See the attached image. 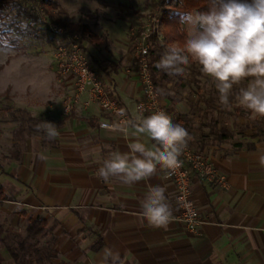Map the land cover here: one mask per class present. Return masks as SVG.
Segmentation results:
<instances>
[{"label": "crops", "instance_id": "obj_1", "mask_svg": "<svg viewBox=\"0 0 264 264\" xmlns=\"http://www.w3.org/2000/svg\"><path fill=\"white\" fill-rule=\"evenodd\" d=\"M117 53L100 55L92 65L128 118L136 117L142 92L134 57ZM156 77L169 113L173 119L183 116L179 124L187 129L184 118L193 104L171 86L166 73L159 70ZM58 81L68 93L75 90L73 76ZM176 93L178 97L173 96ZM64 98L56 104L26 107L38 122L55 123L60 135L49 141L33 128L26 150L10 168L1 169L5 199H0V219L7 221L13 215L11 225L25 224V232H0V264H99L106 246L119 251L121 264H264V167L258 163L264 154V137L210 139L206 132L194 138L190 134L187 147L205 152L226 176L228 187L193 174L192 198L205 221L199 231L189 232L173 219L166 229L153 228L141 214L140 201L149 187L159 185L175 215V182L162 178L159 170L132 185L116 177L98 178V169L111 151L128 150L132 129L118 136L101 127L108 115L95 103L87 108L77 103L70 113H63ZM142 139L153 146L147 136ZM38 219L46 226L34 238L27 226ZM9 233L18 238L15 248L7 242ZM31 239L34 244L28 242ZM10 247L18 254L17 260Z\"/></svg>", "mask_w": 264, "mask_h": 264}, {"label": "clouds", "instance_id": "obj_2", "mask_svg": "<svg viewBox=\"0 0 264 264\" xmlns=\"http://www.w3.org/2000/svg\"><path fill=\"white\" fill-rule=\"evenodd\" d=\"M178 23L183 26L184 40L179 46L164 44L155 67L169 77L179 78L190 64L199 66L218 93L222 107L230 97L247 112L264 118V0H207L205 10L181 12ZM235 89V91H234ZM171 94V93H169ZM118 125L121 131L132 129L127 151H111L98 169V178L105 181L118 178L125 185L146 181L157 175L167 178L178 169L190 134L163 110L128 118L124 109ZM44 137H59L57 125L43 120L35 125ZM154 144L149 147L142 137ZM41 159L45 157L41 154ZM264 167V154L258 157ZM140 209L148 226L167 228L173 218V208L165 189L149 187L140 201ZM99 264H121L118 250L106 246Z\"/></svg>", "mask_w": 264, "mask_h": 264}, {"label": "rangeland", "instance_id": "obj_3", "mask_svg": "<svg viewBox=\"0 0 264 264\" xmlns=\"http://www.w3.org/2000/svg\"><path fill=\"white\" fill-rule=\"evenodd\" d=\"M58 1L60 6L53 13L69 24L86 25L93 34H86L83 38V47L86 48L83 50L92 64L96 57H107L109 52H118L120 55L132 53L134 57L141 33L149 26L152 30L157 28L159 39L163 40V7L159 6L156 10L147 8L146 2L149 0ZM129 13H134L144 24L138 37L133 35V29L125 19ZM52 26L61 27L56 24ZM72 32L79 36L77 30ZM35 34L25 35L13 31L4 35L0 32V165L5 169L10 168L11 162L26 150L32 129L40 123L31 116L26 107L56 104L59 98L72 92L68 93L67 89L59 86L61 83L58 79L64 75L55 63L53 52L56 41L50 40L52 34L48 33L47 37L42 36V33ZM172 44L179 46L176 42ZM16 58L18 61H15ZM152 66L154 67V64ZM157 72L156 80L159 79L156 77ZM169 78L172 79L171 86L179 91V95L194 106L184 118L188 122L187 130L193 138L204 132L210 135V139H224L221 137L224 132L230 135L227 138L231 139L236 136L245 139V136L251 135L264 137V118L256 117L242 109L234 97H230L227 107H222L218 93L209 78L201 73L198 65L190 64L183 77ZM187 83L188 87H180L181 84ZM158 90L161 91L159 85ZM173 96L178 97V94ZM200 101L203 103L200 104ZM7 196H10L9 192ZM7 217V221L0 219V232H25V224L17 228L16 225H11L13 215ZM9 234L7 242L15 248L18 246V238H15L16 234ZM23 236L24 234L20 235ZM28 242L34 244L32 239Z\"/></svg>", "mask_w": 264, "mask_h": 264}, {"label": "built area", "instance_id": "obj_4", "mask_svg": "<svg viewBox=\"0 0 264 264\" xmlns=\"http://www.w3.org/2000/svg\"><path fill=\"white\" fill-rule=\"evenodd\" d=\"M149 27L142 31L134 52L133 64L142 92V99L138 102L136 109L140 115L163 110L172 118L153 77L149 58L151 48L149 38L152 32H158V30L157 28L152 30ZM52 29L58 34L53 52L55 63L62 75H71L75 79V90L64 98L62 112L70 113L77 103H82L86 108L95 103L108 115V119L101 121L100 126L114 131L118 136L124 135L126 132L121 131L118 127L123 119L118 113L124 108L106 88L103 80L97 76L96 70L78 41V34L68 33L59 26H52ZM180 160L182 161L181 166L168 176L176 186L177 213L173 215L172 219L182 224L189 232L196 233L205 221L199 215L192 198V175L195 174L221 188L228 187V181L203 151H194L186 147Z\"/></svg>", "mask_w": 264, "mask_h": 264}, {"label": "trees", "instance_id": "obj_5", "mask_svg": "<svg viewBox=\"0 0 264 264\" xmlns=\"http://www.w3.org/2000/svg\"><path fill=\"white\" fill-rule=\"evenodd\" d=\"M207 0H149L146 2V7L156 10L157 7L162 8V22L165 26L163 31V40L159 39L157 31L151 33L149 41L150 48V63L152 66V73L155 79V72L159 71L155 67V63L159 61L161 54L164 51L162 45L172 44L176 42L181 45L184 40V30L182 25L178 23L181 12L205 10ZM60 3L58 0H0V32L4 35H9L13 31L19 34L36 35L35 33H42V36L47 37L51 33L50 40L56 41L58 34L52 29V25H60L64 27L67 32L75 30L79 33V43L83 47V38L85 35L93 34L87 29L84 24H69L53 13L58 10ZM130 23L133 29V35L138 37L143 29L144 24L141 23L134 13H129L125 18ZM183 116L173 119L174 123H181ZM230 135L222 133V138H227ZM0 168L1 167L0 165ZM0 199H5L4 188L0 182ZM45 222L43 220L31 221L27 226V233L31 237H39L44 229ZM14 259H18V254L10 247Z\"/></svg>", "mask_w": 264, "mask_h": 264}]
</instances>
